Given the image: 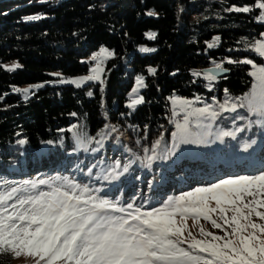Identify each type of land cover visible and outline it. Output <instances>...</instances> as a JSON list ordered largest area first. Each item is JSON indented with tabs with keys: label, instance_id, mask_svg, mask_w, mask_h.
Instances as JSON below:
<instances>
[{
	"label": "trees",
	"instance_id": "1",
	"mask_svg": "<svg viewBox=\"0 0 264 264\" xmlns=\"http://www.w3.org/2000/svg\"><path fill=\"white\" fill-rule=\"evenodd\" d=\"M256 0H8L0 2V190L16 186L24 170L70 161L76 135L89 141L126 133L143 156L153 144L170 140L173 122L169 99L200 97L221 105L252 89L251 66L227 63L250 59L264 65L254 50L264 21ZM248 6L252 10L230 9ZM155 15H148V12ZM29 17H39L29 19ZM156 33L149 39L146 33ZM219 37L213 48L207 44ZM155 49L142 52L141 48ZM100 48L115 56L106 65L104 82L82 88L53 85L52 72L78 76L89 72L88 58ZM22 66L7 71L3 64ZM222 63L229 75L214 88L196 78ZM156 68V74L148 68ZM137 77H143L144 103H127ZM106 81V82H105ZM42 84L24 99L16 88ZM227 90V91H225ZM92 95L89 96L88 93ZM23 140L21 144L19 141ZM149 149L146 153L145 149ZM46 151L44 156L38 153ZM264 164V163H262ZM23 170V172H22ZM224 178V177H222ZM219 178V179H222ZM25 181V179H24ZM12 254L0 255L9 264Z\"/></svg>",
	"mask_w": 264,
	"mask_h": 264
},
{
	"label": "snow or ice",
	"instance_id": "2",
	"mask_svg": "<svg viewBox=\"0 0 264 264\" xmlns=\"http://www.w3.org/2000/svg\"><path fill=\"white\" fill-rule=\"evenodd\" d=\"M254 7L264 10V0H256ZM230 10L247 13L252 9L245 6ZM148 15L155 13L150 11ZM258 19L264 21V11ZM146 35L149 39L156 37L154 32ZM219 39L214 37L207 44L208 48H213ZM252 50L264 58V40L256 41ZM141 51L155 49L145 47ZM112 55L101 48L91 57L98 61L91 75L63 82L79 87L85 81L100 80V65L104 58ZM227 63L251 65L249 75L254 82L250 92L235 100L229 97L220 105V110L235 112L246 108L258 117L256 123H264V65L258 66L250 59H229ZM19 67V64L5 66L7 71ZM156 71V68H148L152 75ZM227 71L222 63H216L214 69L206 70L203 75L206 80L214 81L216 73ZM193 75L201 73L193 72ZM144 86L143 77H137V88L132 92L137 93L138 88ZM23 91L28 92V89ZM171 102L174 116L178 114L175 109L184 113L183 122H176V131L172 133L178 139L175 147L180 143L202 142L191 139L190 118L195 117L196 126L201 127V119L214 120L219 113L210 105L193 108L187 99L173 97ZM142 103L144 98L139 96L131 100L129 107ZM221 136H233V132L222 131L216 139ZM159 146L160 140H157L151 149L153 154L146 157L149 165L157 158ZM249 146L246 144L245 150ZM148 151L146 148L145 152ZM61 179L25 181L23 185L0 190V255L14 253L13 258H19L26 252L35 264H264V223L253 220L255 216L264 221V211H261L264 209V170L258 174L218 179L169 197L160 206L148 210L143 206L134 207L132 203L120 206L118 202L93 194L99 189H90L67 178L57 184ZM189 219L194 227L201 219L208 221L212 228L223 231V235L207 231L202 225L198 233L193 234L188 228Z\"/></svg>",
	"mask_w": 264,
	"mask_h": 264
},
{
	"label": "rangeland",
	"instance_id": "3",
	"mask_svg": "<svg viewBox=\"0 0 264 264\" xmlns=\"http://www.w3.org/2000/svg\"><path fill=\"white\" fill-rule=\"evenodd\" d=\"M8 1V0H0V2ZM264 11V10H263ZM264 40V33L262 35V39ZM101 49V48H100ZM99 50L92 53L88 58L82 60L83 63H89V72L87 74L78 75V76H66L61 72H52L50 75L53 77V80L50 81V84L53 85H73L77 88H82L88 84H98L104 82V75L106 71L107 63L114 58L115 54L113 51L107 49L109 52L113 53L112 56L104 58L101 63L102 71L100 73V80H92L85 81L79 87L75 84L63 82L70 81L72 79L78 77H84L91 75V69L96 67L98 61L92 60L91 57L94 54L99 53ZM264 59V58H263ZM13 64H19L21 68V64L18 61L6 62L3 64L4 69L5 66H12ZM258 65V64H257ZM251 66V65H250ZM260 66V65H258ZM17 68V69H19ZM16 69V70H17ZM252 70V67H251ZM15 71V70H14ZM194 72H200L201 75L196 76V78H201L205 80L207 83V88L212 90L214 88L213 83L216 81H208L204 78V70H196ZM59 73L60 75H54ZM253 78V77H252ZM106 82V81H105ZM254 82V78H253ZM145 84V82H144ZM36 86V87H33ZM42 87V84H32L25 85L22 87L16 88V92L20 93L24 99L30 97L33 92H36L38 89ZM134 88H137V79L135 82ZM145 88H138L137 93L131 92L129 95V101L127 106L131 103L132 99H136L139 96H142L141 92ZM28 89V92H24L23 90ZM178 97L182 99H187L192 102L193 108H201L207 105H210L213 110L217 111L219 115L214 120H204L201 119L199 123L201 127H197L198 121L195 117H191L190 128L192 130L193 140L202 141L200 143H188L183 144L180 143L178 147L175 145L178 143V139L172 136V133L176 131L175 124L176 122H183L184 113L179 109H175L177 111V115H173L174 106L172 105L171 98ZM141 105V104H139ZM137 105V106H139ZM136 106V107H137ZM135 107V108H136ZM169 107L171 119L173 122V130L171 132L170 140L165 144L166 147L160 145L159 148L156 149L157 158L154 159L150 165V170L152 167H156V169L160 170L162 167H167L168 173L170 175L175 176H165L164 172L161 175H147L143 176L144 163L147 161L146 157L151 155H142V152L138 147L132 145V148L138 150L139 154H137V161L127 160L128 165L124 164L122 166L120 160V152L127 153L129 155L128 146L125 141L121 138V131L112 128L111 125H108V130H111L112 133L118 136V140L116 141V152H111V154H106V147H110L111 138L103 137L101 135L95 141H89L87 138L83 136L76 135L73 141L74 149L72 152L68 154V156H74L70 161H59L58 165L53 166V164L42 165V172H40V176L38 173L33 170H22L23 173H20L19 178L20 181L16 186L23 185L25 181H38L39 179H55L56 177L62 178L59 181H56L57 184L63 183V178H67L68 181L74 182L80 185H87L90 189H99L100 191L93 192V194L103 196L107 199L112 200L113 202H118L120 206H126L128 203H132L134 207H139L140 204H134L133 202L124 203V199L128 200L129 197L127 195L122 197L123 192H127L128 186H132L137 181L138 184L135 188L132 189V192H139L140 189H144L143 183L147 182L149 185L157 182L158 184L163 183L164 180H170L172 177H177L179 180H183V185L175 192L168 194L163 199H158L155 201L154 205L149 208H143L144 210H148L152 207H158L160 204L167 200L169 197H175L180 195L182 192L190 191L192 188L203 186L208 183H212L217 181L219 178H226L230 175H246V174H258L259 171L264 170V123H256L255 121L258 119L255 115H252L248 112L246 108H238L235 112H222L220 110V105L216 104V102L207 103L200 97L195 98H184L178 95H173L169 99ZM131 110L135 108L129 107ZM240 117V118H238ZM203 125H208V127H203ZM222 131H231L233 132V136H221L220 139H216L217 136ZM120 134V136H119ZM125 136L126 134H122ZM255 141V143H253ZM250 145L247 150H245V145ZM130 146V145H129ZM173 152L174 154H170ZM46 151L39 152V156H44ZM163 154V160L159 159V156ZM130 156V155H129ZM144 157V158H143ZM126 162V161H125ZM135 163V165H139L141 168L140 171L135 170L125 171V166L131 167ZM133 165V166H135ZM74 166V167H73ZM139 173L138 175H134ZM88 175L92 177V179L96 178H110V184L106 185L105 189L102 187L103 184L99 183L98 185L89 184V179L86 181L83 178L84 175ZM129 174V175H128ZM142 174V175H141ZM145 174V173H144ZM127 175V179L125 181V186L121 188V191L117 194V196H108L107 190L110 188L111 181L119 180L121 183V178H125ZM119 176V177H118ZM121 177V178H120ZM191 177L194 178L191 180ZM203 178V179H202ZM25 179V181H24ZM201 179V180H199ZM203 180V181H202ZM180 183V182H179ZM148 185V187H149ZM174 185V184H173ZM181 185V183H180ZM12 184L7 186L11 187ZM42 190H48L46 186H40ZM174 190V189H173ZM212 206L215 207L214 202ZM264 211V209H261ZM119 215V213L117 214ZM231 215V213H229ZM215 218V216H214ZM253 220L257 223H264V221H260L258 218L253 216ZM188 228L193 232V234L198 233V228L202 225L207 231H211L216 235H223V231L220 229L212 228L210 222L201 219L199 221V225L193 226L192 219L188 220ZM197 238H200L197 236ZM186 247V245H185ZM12 254V261L9 264H35V261L32 257H29L26 252L21 253L19 258H13L14 253Z\"/></svg>",
	"mask_w": 264,
	"mask_h": 264
},
{
	"label": "bare ground",
	"instance_id": "4",
	"mask_svg": "<svg viewBox=\"0 0 264 264\" xmlns=\"http://www.w3.org/2000/svg\"><path fill=\"white\" fill-rule=\"evenodd\" d=\"M129 145H130V144H129ZM131 146H132V145H130V159H129V160L132 159V160L138 162V161H137V154H139V152H138L137 149L132 148ZM130 168H131V167H128V169H130ZM85 178L88 179V178H90V176L86 175ZM114 183H116V181H114ZM137 184H138V182L136 181L134 185L130 186V191H131L133 188H135V186H136ZM144 185H146V184L144 183ZM151 185L153 186L154 189H155V187L157 188V184H156V182H155V183H152ZM151 188H152V187H151Z\"/></svg>",
	"mask_w": 264,
	"mask_h": 264
},
{
	"label": "water",
	"instance_id": "5",
	"mask_svg": "<svg viewBox=\"0 0 264 264\" xmlns=\"http://www.w3.org/2000/svg\"><path fill=\"white\" fill-rule=\"evenodd\" d=\"M215 67H213V68H209V69H214ZM209 69H207V70H209ZM216 75H217V79H221V78H225V77H227L228 75H229V72L227 71V72H224V73H216Z\"/></svg>",
	"mask_w": 264,
	"mask_h": 264
}]
</instances>
